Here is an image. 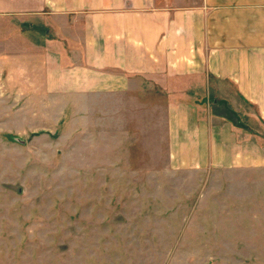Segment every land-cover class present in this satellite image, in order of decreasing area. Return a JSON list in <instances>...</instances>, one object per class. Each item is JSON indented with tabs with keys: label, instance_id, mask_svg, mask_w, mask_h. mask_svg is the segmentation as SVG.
I'll return each instance as SVG.
<instances>
[{
	"label": "rangeland",
	"instance_id": "obj_1",
	"mask_svg": "<svg viewBox=\"0 0 264 264\" xmlns=\"http://www.w3.org/2000/svg\"><path fill=\"white\" fill-rule=\"evenodd\" d=\"M45 25L0 16V264H264V127L252 108L199 76L46 87ZM177 99L245 122L237 140L258 143L260 166L208 167L210 149L170 132Z\"/></svg>",
	"mask_w": 264,
	"mask_h": 264
},
{
	"label": "crops",
	"instance_id": "obj_2",
	"mask_svg": "<svg viewBox=\"0 0 264 264\" xmlns=\"http://www.w3.org/2000/svg\"><path fill=\"white\" fill-rule=\"evenodd\" d=\"M0 16L46 23L49 46L41 57L31 53L46 87L116 91L138 77L174 86L199 76L248 104L256 131L264 127V0H0ZM174 101L171 134L186 135L192 150L210 149L208 167L260 166L258 143L237 140L245 122Z\"/></svg>",
	"mask_w": 264,
	"mask_h": 264
}]
</instances>
